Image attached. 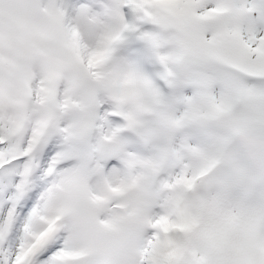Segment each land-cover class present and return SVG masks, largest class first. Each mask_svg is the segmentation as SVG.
<instances>
[{
  "label": "snow or ice",
  "instance_id": "obj_1",
  "mask_svg": "<svg viewBox=\"0 0 264 264\" xmlns=\"http://www.w3.org/2000/svg\"><path fill=\"white\" fill-rule=\"evenodd\" d=\"M0 264H264V0H0Z\"/></svg>",
  "mask_w": 264,
  "mask_h": 264
}]
</instances>
